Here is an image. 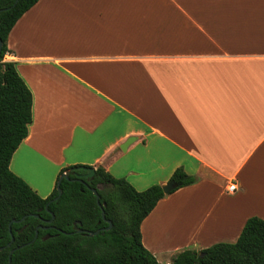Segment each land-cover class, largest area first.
<instances>
[{
	"label": "crops",
	"instance_id": "obj_1",
	"mask_svg": "<svg viewBox=\"0 0 264 264\" xmlns=\"http://www.w3.org/2000/svg\"><path fill=\"white\" fill-rule=\"evenodd\" d=\"M8 48L33 94L10 169L39 195L75 165L139 191L183 167L141 224L161 264L264 219V0H39Z\"/></svg>",
	"mask_w": 264,
	"mask_h": 264
},
{
	"label": "trees",
	"instance_id": "obj_2",
	"mask_svg": "<svg viewBox=\"0 0 264 264\" xmlns=\"http://www.w3.org/2000/svg\"><path fill=\"white\" fill-rule=\"evenodd\" d=\"M38 1L0 0V9L11 7L0 11V264H8L13 249L11 264H161L144 246L141 224L162 198L197 181L183 167L172 174L169 181L178 186L170 193L162 184L139 191L98 166L91 180H72V174L63 179L59 197L57 185L42 197L10 169L33 120V94L15 63L4 58L10 31ZM91 188L98 189L106 219L113 223L109 230L103 229L109 223ZM99 229L95 235L86 233ZM170 264H264V219L251 216L235 242L183 249Z\"/></svg>",
	"mask_w": 264,
	"mask_h": 264
},
{
	"label": "water",
	"instance_id": "obj_3",
	"mask_svg": "<svg viewBox=\"0 0 264 264\" xmlns=\"http://www.w3.org/2000/svg\"><path fill=\"white\" fill-rule=\"evenodd\" d=\"M18 0H16L15 3H17ZM11 7H8V8H2L0 9V11H4V10H7ZM2 47H3V41L2 39H0V54H1V51H2ZM137 137H129L122 145H121V149L124 151L126 150V148L136 139ZM78 169H84V170H87L88 172L87 173H79L77 170ZM95 172H96V168L93 167V166H86V165H83L81 167H72L70 169H67L65 170L59 177V180L57 181V186H58V191H59V195L58 197L62 194V189H61V182L63 179H71L70 178V175H75L76 177L73 178L72 180H78L80 182H83V178L86 177L88 178L89 180H91L94 175H95ZM178 186L177 183H175L174 181H169L168 183L164 184L163 185V189L165 191V193H170L171 191H173L176 187ZM92 191L94 192V194L96 195V199H97V203L98 205L102 208V216H103V219H105L109 225L104 227L103 229L104 230H109L110 228H112L113 226V223L111 220H107L106 219V215H105V211H104V204L101 203L100 201V194L98 192V189L97 188H91ZM25 218V217H24ZM23 218V219H24ZM54 219V215L53 217L49 220L50 222L53 221ZM10 226H11V223H10ZM79 231H83L82 229H80ZM101 230H97V231H86L87 234L89 235H95V234H98ZM38 235V230H37V233H36V236ZM1 249V248H0ZM14 251V249L12 250V252ZM12 252L10 253L9 255V262L8 264H11V261H12Z\"/></svg>",
	"mask_w": 264,
	"mask_h": 264
},
{
	"label": "built area",
	"instance_id": "obj_4",
	"mask_svg": "<svg viewBox=\"0 0 264 264\" xmlns=\"http://www.w3.org/2000/svg\"><path fill=\"white\" fill-rule=\"evenodd\" d=\"M238 189V185L235 181H231L227 186L228 193H235Z\"/></svg>",
	"mask_w": 264,
	"mask_h": 264
},
{
	"label": "rangeland",
	"instance_id": "obj_5",
	"mask_svg": "<svg viewBox=\"0 0 264 264\" xmlns=\"http://www.w3.org/2000/svg\"><path fill=\"white\" fill-rule=\"evenodd\" d=\"M101 188H103L104 186L102 184L99 185Z\"/></svg>",
	"mask_w": 264,
	"mask_h": 264
}]
</instances>
